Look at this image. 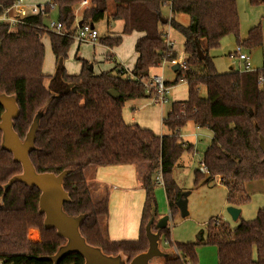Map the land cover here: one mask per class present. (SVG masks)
Listing matches in <instances>:
<instances>
[{
	"label": "trees",
	"instance_id": "1",
	"mask_svg": "<svg viewBox=\"0 0 264 264\" xmlns=\"http://www.w3.org/2000/svg\"><path fill=\"white\" fill-rule=\"evenodd\" d=\"M14 1L0 0V14ZM76 1L52 0L63 34L48 30L42 14L27 16L24 23L13 29L7 23H0V63L4 64L0 88L19 92L17 118L22 129L30 124L37 107L47 100L50 102L43 127L36 135L40 148L33 154V161L42 172L68 170L67 181L76 195L69 209L73 212L93 210L86 221V229L93 238L106 245H139L149 207V190L158 173L170 216L179 211L175 202L178 197H183V193L172 172L174 167H181L178 161L182 153L193 150V145L183 141L180 133L187 122L206 127L211 132L210 143L200 161L208 173L205 176L195 169L194 186L208 184L219 176L227 189L229 204L248 199V196L239 195L244 193L249 182L260 181L264 189V160L259 147L260 137L264 140V84L257 83V77L264 76V69L218 72L209 55V50L217 47L224 35L231 33L236 36L237 45L245 49L260 45L259 24L250 27L244 39H238L239 19L233 0H112L114 13L111 19L122 21L121 34L104 35L99 42L112 48L120 44L122 34L142 32L133 45L137 54L133 69L127 72L120 67L95 74L89 69V61L77 58L81 65L78 73L67 74L62 61L74 41L73 7ZM248 2L256 6L264 0ZM165 4L170 7V17L161 14ZM106 10L107 0H90V5L81 12V19L96 23L103 19ZM44 11H51L49 2L44 3ZM179 14L188 17L186 24L176 19ZM166 26L179 32L184 39L185 66L174 71L175 77L166 80L165 85L185 82L187 94L184 100L170 103L161 120L167 132L157 135L149 128L126 123L122 118V107L128 100L154 97L155 89L145 85L150 79V69L176 56L172 43L166 38ZM44 34L56 60L50 96H46L47 75L42 71ZM201 87L205 89L204 96L200 94ZM108 90H114L117 96L110 95ZM9 157V153L0 148V184L13 171ZM140 162L146 166L140 175L144 200L137 234L134 238L110 239L109 187L103 184L101 192L95 193L90 178H95L96 169L101 167ZM87 166L93 167L89 176L84 171ZM16 182L5 205L0 203V259L5 264H48L23 257L26 251L46 250L53 237L50 230L41 229L39 240L27 238L30 227L41 228L39 219L33 214L38 196L34 190H27L24 184ZM208 223L205 239L185 242L171 239L167 223L161 230L163 240L176 252L166 254L164 264H196L199 244L215 247L216 264H264V205L257 209L253 218H239L230 231L222 225L225 236ZM30 234L33 235L32 231ZM58 264L79 262L69 259Z\"/></svg>",
	"mask_w": 264,
	"mask_h": 264
},
{
	"label": "rangeland",
	"instance_id": "2",
	"mask_svg": "<svg viewBox=\"0 0 264 264\" xmlns=\"http://www.w3.org/2000/svg\"><path fill=\"white\" fill-rule=\"evenodd\" d=\"M28 1V0H27ZM235 4L236 14L239 19L238 24V39H244L246 37L247 31L250 27L254 25H258L261 28L262 39L261 44L255 46L250 49H246V51L251 56L252 63H255L257 68H264V3L259 5H251L248 0H233ZM114 10V2L112 0H107V10L102 20L93 23L94 27L98 32V38L91 42H80L79 50H76L77 41H73L69 47L66 57L63 59L62 63L66 72L71 71L74 65L79 61L76 57H86L94 60H91L94 66V71H98V68H105L106 65H110L109 62H103V54L102 52V44L99 42V38L106 34L107 29V21H110L109 29H111L113 34H117L118 24H120V20L111 19V13ZM163 14H167L168 8L167 6H163L162 8ZM26 13H29V8H27ZM79 16V14H78ZM179 21L183 24L187 23L188 17L184 14L178 15ZM50 20H57V7L55 6L48 15L43 17V23L46 25ZM167 27V26H166ZM169 36L173 41V46L176 50L177 59H181L183 57V37L182 35L175 31L174 29L169 28ZM134 32H130L128 34H122L120 44L115 48L117 53V60L121 61L122 64L128 66H132L133 64V46L132 39ZM46 35V34H44ZM42 43L44 46V58L42 63V71L46 77V96H50L52 93L53 83L51 82V78L55 73L56 69V60L51 52L49 40L47 35L42 38ZM237 46L236 36L231 34L224 35L219 42L217 47L211 48L209 50V55L213 58L214 67L218 72L229 71L230 67L233 63L235 65L238 63L237 58L234 55L235 48ZM77 51V52H76ZM132 53V54H131ZM124 54L126 59H122L121 55ZM76 55V56H75ZM131 55V56H130ZM176 58V57H175ZM117 61V62H118ZM111 65L113 61L110 62ZM238 64L236 65L234 70L238 69ZM239 70V69H238ZM160 75L166 81H171L175 77V72L170 68V64L166 63L158 68H154L151 70V75ZM2 90V91H1ZM0 93L5 95L14 96L15 102L19 105L20 94L16 92H8L5 87H1ZM201 95H205V89L201 87ZM169 94L167 95V101L163 103H158L162 105L164 111L166 112L170 103L177 99H182L186 97L187 88L184 82L179 81L173 85H169ZM130 101V102H129ZM131 100H128L124 103V106H130ZM135 102V101H134ZM143 103V102H142ZM139 104V102H137ZM50 102L47 100L44 105H41L36 108L34 112V116L32 117L31 122H36L38 124L36 129V135L38 131H40L43 127L45 113L47 108H49ZM4 111L3 107L0 105V114ZM34 120V121H33ZM11 127L17 133L20 141H24L25 136L28 132L29 125L25 128H20L18 126V118H12ZM181 137L183 141H189L193 144V153L183 152L178 164L181 167H174L172 176L176 181L179 189L185 194L184 199L186 200V215L182 216L178 211L174 215L170 216L167 206V201L165 198L164 190L161 187H158L156 192H154V198L156 201L150 203L148 207V212L145 220L143 230V236L146 239L145 231H149L152 234H157V247L162 254L164 252L170 253V247L167 245L161 233V230L157 228V223L162 216H168V226L170 231V237L174 239V241H201L204 239V236L207 234V228L209 225V221H212L214 217H218L220 219V223L214 225L215 231H217L221 236H225L226 232L222 231L221 226H227L226 231H230L235 225L238 223V220H233L227 212V207L230 206L226 200L227 189L224 185L219 184L215 181H212L208 184H198L194 186V170L197 169L200 165V161L202 158V154L209 143L210 140V131L206 127H196L192 122H187L180 130ZM2 134L0 132V148L2 146ZM39 145L37 144V140L35 138L33 142L32 150L28 151L29 158L33 161V154L39 149ZM10 164L13 168V171L9 173L6 179L0 184V203L2 199L6 200L7 193L11 190V188L17 184V182L9 183L10 178H12L16 174H20L22 172L21 164L19 161L15 160L11 154ZM34 162V161H33ZM183 166H182V165ZM134 169L131 168L129 170L117 169L119 167H101L102 168V184H107L110 191V201L108 204V208L111 210H117L118 205L120 204V199H118L122 194L124 197H127V200L123 205H120L121 209L124 211L122 214L126 217L127 223L131 224V222L135 219L139 218L141 203L143 201L144 194L140 185V175L141 172L145 169L146 164L144 162L137 163L133 165ZM92 166H87L84 170L86 175L89 176L93 171ZM116 168V169H111ZM37 172H40L39 169L35 167ZM91 170V171H90ZM113 170V171H111ZM55 174L59 172L54 171ZM203 175H205L203 173ZM206 176V175H205ZM96 179L90 178V186L95 191V193L101 192V183H96ZM100 184V186L98 185ZM260 184V185H259ZM114 185V187H113ZM157 185L162 186V184L158 183ZM27 190H34L39 195V190L33 186L24 185ZM250 187V188H249ZM250 197L247 201H241L240 209V218L241 219H251L255 215V211L264 205V189L261 185V182L254 181L250 183ZM62 188L67 192V199L62 203L63 211L72 216L83 215L80 224L78 225V231L80 235L83 237L84 241L99 249L105 255H111V253L115 254V252H111L107 249V246L100 245L99 241L95 240L90 232L86 229V221L88 215L93 212L92 209L83 210L79 212H73L69 209V205L75 199V194L71 192L70 185L67 181V174L64 176L62 180ZM33 214L40 221L41 228L30 227L27 230V238L31 241L39 240L40 230L44 229L42 222L44 218L43 212L39 210L38 204H36ZM212 223V222H211ZM212 225V224H211ZM50 230L53 240L50 246L41 252H30L26 251L24 254L29 255L32 258H35L39 261H45L48 264H55L53 261H50L48 258L55 255L56 252L62 247L67 239L57 235L56 230L54 228L44 229ZM33 233L31 235L30 233ZM147 240L145 241L144 252L147 250ZM130 247V246H128ZM135 247V246H132ZM174 247H172L173 249ZM127 251L118 252L116 256L119 257L121 262L126 261L128 264L130 261L129 255L126 253ZM156 257H152L149 259V264H154L153 260ZM196 264H216V250L215 247L211 244H199L196 247ZM76 259L79 264H84V258L79 253H66L63 255L56 264L61 262L62 260Z\"/></svg>",
	"mask_w": 264,
	"mask_h": 264
},
{
	"label": "water",
	"instance_id": "3",
	"mask_svg": "<svg viewBox=\"0 0 264 264\" xmlns=\"http://www.w3.org/2000/svg\"><path fill=\"white\" fill-rule=\"evenodd\" d=\"M164 23L166 20L163 18ZM197 53L202 58V52L197 47ZM62 60L60 59L59 62ZM178 66L175 65L173 70ZM91 69V66H89ZM112 96H117L114 90H108ZM0 105L4 111L0 114V132L2 134V146L4 150L11 154L12 157L21 164L22 172L10 178L9 183L19 181L24 185L34 186L39 190L38 207L44 214L43 228L56 230L57 235L67 239V242L59 248L55 255L49 257L50 261L55 264L66 253H79L84 258V264H125L121 262L118 256H108L103 254L99 249L87 244L78 231L83 215L72 216L62 210V203L67 199V192L62 188V180L68 173V170H62L58 174L54 172H37L35 164L28 156V151L32 150L33 142L36 138V129L38 124L31 122L24 141H20L17 133L11 127L12 118H17L19 108L12 95L0 93ZM34 121V120H33ZM259 147L263 153L264 160V140L259 139ZM178 197L175 202L182 216L186 215V200ZM230 217L235 220L239 214V209L230 205L227 207ZM168 216H162L157 223V228L162 230L167 224ZM148 241V247L145 252L134 256L128 264H149L148 261L154 256L161 255L157 247L158 235L145 231Z\"/></svg>",
	"mask_w": 264,
	"mask_h": 264
},
{
	"label": "crops",
	"instance_id": "4",
	"mask_svg": "<svg viewBox=\"0 0 264 264\" xmlns=\"http://www.w3.org/2000/svg\"><path fill=\"white\" fill-rule=\"evenodd\" d=\"M47 1L48 0H28V1L27 0H24V2H25L26 5H30V4H44ZM163 6H167V8H168L167 14H163V12H162ZM163 6L161 7V14H162V16L163 17H170V7H169V5L168 4H165ZM113 13H114V10H113V12L111 14H113ZM176 19L179 21L178 15L176 16ZM181 23H182V21H181ZM106 24H107V26H106L107 29H106V34H104V35H106V36H113V35H120L121 34L122 24H123L121 20H120V24H118V29L119 30L116 31L117 34H113L112 32L114 30L112 31L111 29L108 28V26H110V21H107ZM169 28H171V27L170 26H167L165 28V32H166L165 34H166L167 40L172 43V47L174 48L173 41L171 40V38L169 36V30H170ZM132 32H134V34H133L134 36H133V39H132V46H133L135 40L139 36L143 35V33L142 32H139V31H132ZM44 36H46V35H43V37ZM74 41H77V46H76L77 48H76V50L78 51L79 50V47H80L79 46V43L80 42H83V41H78V40H75V39H74ZM91 43H93V42H91ZM116 47L117 46L110 48V47H106V46L102 45V48H101L102 49V52L100 51V53L103 54V62H106L107 61V62H109L110 65H106L105 68H98V71H94V69H93L94 66H93V64H92L93 62L91 60H94V57H92V59H90V58H86V57L84 58V57L78 56V57H76V59L77 58H83V59L89 61L90 62L91 69H92L93 73H95V74H97V73H99L101 71L116 70V69H118L120 67L124 68L127 72H130L133 69V67H134L135 60L137 58V54L134 52V49H133V54L131 53L132 54V57L134 58L133 59L132 66H128V64L124 65V64L121 63L120 60L119 61L117 60L118 57H117V53H116V50H115ZM175 57L177 59V56H175ZM184 57H185V54L183 52V57H181L180 60L184 59ZM121 58L122 59H126L124 57V54L121 55ZM177 60L180 61L179 59H177ZM212 60H213V58H212ZM111 61H113V64L112 65L110 63ZM250 61H251V56H250ZM237 62H238L237 63L238 66L237 67L239 69V65L241 63H240V61H237ZM175 65H170V68L173 70V67ZM236 65H235V63H233L231 65V67H230V70H234L235 67H236ZM250 65L253 68H257V66L255 65V63L250 62ZM80 66H81L80 65V61H78L74 65V67L71 69V71H68L66 73L67 74H75V73H78V71L80 69ZM159 66H161V65H159ZM3 68H4V64L3 63H0V74H1V72L3 70ZM152 69H154V68H152ZM152 69H150V76H151V70ZM176 70H177V68L175 70H173V71H176ZM184 84H185V82H184ZM45 85H46V80H45ZM0 90H1V88H0ZM168 90H169V87H168ZM16 93H19V92H16ZM200 94H202L201 93V90H200ZM11 95H13V94H11ZM185 98L177 99V100H184ZM131 101H133V102H131L130 106H124V107H122V118H123V120L126 123H136V124H138L141 127L149 128L150 130H152L157 135H163V134H165L167 132L166 129L164 128V126L162 125V121H161L162 120V117L166 113L164 111V108H163L162 105H159L158 103L152 101V98L151 99H148V98H140V99H134V100H131ZM137 102H139V104H137ZM210 135H211V132H210ZM210 140H211V136H210ZM210 140H209V143H210ZM187 142L190 143V144H192L189 141H187ZM209 143H208V145H209ZM193 152H194V150H192L190 153H193ZM107 167H119V168H117L119 170L120 169L129 170V169L133 168L134 166L133 165H114V166H107ZM111 169H116V168H111ZM111 171H113V170H111ZM95 172H96L95 179L97 180L96 183H101L102 184V180H103L102 179V168L96 169ZM213 181H215V182H217L219 184H222L221 183V178L219 176H216ZM252 182H254V181H252ZM252 182H249L246 186L249 187L250 183H252ZM98 185L100 186V184H98ZM261 185H262V183H261ZM113 187H114V185H113ZM158 187H161L162 188V186L157 185V183H155V181H154V183L152 184V186L150 187V190H149V204L150 203H153L154 201H156L155 198H154V194H155L154 192H156V190L158 189ZM248 190L251 191L250 189H248V188L245 187L244 193L241 194V195H239V197L240 196L241 197L248 196V199H249L251 192H249ZM140 191H142L143 194H144V190L143 189L140 190ZM9 193H10V191L7 193V196L9 195ZM74 197H76V195ZM118 199H120L119 200L120 201V204L118 205V208H117L116 211L115 210H111L110 208H108V212H109V216H108V234H109V238L110 239H115V240H120V239H124V238H134L136 236V234H137V228H138L139 218L138 219H135L134 218V220L131 222V224L127 223L126 217L122 214L124 211L120 207V205H123L124 202L127 200V197H124L123 194H122ZM143 200H144V197H143ZM247 200H244V201H247ZM109 201H110V191H109ZM109 201H108V204H109ZM240 202H241L240 200L239 201L237 200L235 203L231 204L232 206H234V207H236V208L239 209V214H238V216H237V218L235 220H239V218H240V213H241V209L239 208L240 205H241ZM142 203H143V201H142ZM142 203L140 205H142ZM1 204L2 205H5V199H2ZM140 211H141V208H140ZM256 211H255V214H256ZM139 217H140V215H139ZM205 237H206V235L204 236V239H205ZM171 239L174 240L173 238H171ZM146 240H147V238L145 239L144 237H142L140 244L137 245V246H135V247H125V246L113 245V244L106 245V244H104L103 242H100V241H99V243H100V245L107 246V249L110 250L111 252H115V254L111 253V255H109V256H116V254H118V252L120 253L122 251H124V252L127 251L126 253L129 255V259L128 260L130 261L137 254H140V253L144 252L145 241ZM147 245H148V242H147ZM173 252H174V250L172 248H170V253L169 252H164L161 255L154 256V257H156L155 258L156 260H153L154 261V264H164L165 263L166 256L169 255V254H171V253H173ZM124 263L126 264V261H124Z\"/></svg>",
	"mask_w": 264,
	"mask_h": 264
},
{
	"label": "built area",
	"instance_id": "5",
	"mask_svg": "<svg viewBox=\"0 0 264 264\" xmlns=\"http://www.w3.org/2000/svg\"><path fill=\"white\" fill-rule=\"evenodd\" d=\"M51 10L55 7L52 0H48ZM90 5V0H77L73 7L74 14V24H75V32L73 38L78 41L84 42H93L98 37V32L94 27L92 22L85 21L81 19V12H83ZM27 8H29V13H26ZM42 14L43 17L48 13L44 11V4H30L26 5L24 0H15L14 3L6 8L0 14V23H7L10 29H13L17 24L24 23V19L29 15ZM79 14V16H78ZM46 27L48 30H51L56 33L63 34L61 29V24L57 20H50ZM235 57L238 61H240L239 69L240 70H250L253 67L250 65V55L246 51L244 47L241 45H237L234 51ZM185 58V57H184ZM177 65V69H182L185 66L184 59L178 61L176 58L170 60H163L160 65L163 64ZM264 69V68H263ZM257 83L259 85L264 84V76L259 75L257 77ZM147 87H153L155 89V95L152 97V101L156 103H163L167 101L168 95V87L165 85V80L160 75H151L148 82L145 84ZM200 173H204L207 175L208 170L206 167L200 162L199 167L197 168ZM155 183L162 184V179L160 174L158 173L154 179ZM212 225H217L220 223V219L218 217H214L212 221H209ZM212 222V223H211ZM174 252L176 249L173 248ZM23 257H30L29 255L23 254ZM32 258V257H30ZM35 259V258H32ZM47 263V262H46ZM0 264H5L3 260L0 259ZM11 264V263H8Z\"/></svg>",
	"mask_w": 264,
	"mask_h": 264
}]
</instances>
